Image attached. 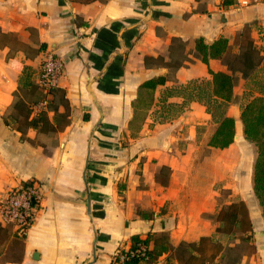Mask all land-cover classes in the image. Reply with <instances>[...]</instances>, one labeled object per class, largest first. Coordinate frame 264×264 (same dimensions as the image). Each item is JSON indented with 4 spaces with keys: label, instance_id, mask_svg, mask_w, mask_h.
<instances>
[{
    "label": "crops",
    "instance_id": "0c3cea01",
    "mask_svg": "<svg viewBox=\"0 0 264 264\" xmlns=\"http://www.w3.org/2000/svg\"><path fill=\"white\" fill-rule=\"evenodd\" d=\"M245 27L260 61L236 74L231 101L218 100L209 70L228 68L202 61L196 41L223 36L238 53ZM46 50L64 60L50 95L39 85ZM159 77L154 89L142 86ZM256 96L264 0H0V194L30 180L42 193L26 237L0 223V264H112L134 236L150 251L162 236L173 247L209 236L224 244L217 264L236 249V264H264L258 149L241 120ZM223 116L235 120L234 140L211 146ZM235 201L249 210V245L216 230L212 215ZM151 264L180 263L163 251Z\"/></svg>",
    "mask_w": 264,
    "mask_h": 264
},
{
    "label": "trees",
    "instance_id": "16d2710c",
    "mask_svg": "<svg viewBox=\"0 0 264 264\" xmlns=\"http://www.w3.org/2000/svg\"><path fill=\"white\" fill-rule=\"evenodd\" d=\"M80 3H91L106 0H70ZM242 41L240 51L231 53L229 40L226 37H219L212 43H206L204 38L196 41V54L205 63L211 58L220 59L228 68L229 72H209L212 75V94L216 99L231 101L234 95V85L237 82V75L249 76L260 61L258 49L251 38L247 27L240 33ZM165 78L159 77L143 83L142 86L155 88L158 84L164 83ZM209 108V106H208ZM40 121L47 122L45 114H41ZM241 120L244 127L245 137L254 142L258 149V156L254 165L253 188L258 197L264 214V96H256L242 106ZM31 123L36 124L35 120ZM235 120L229 116H223L209 140V145L224 148L234 140ZM212 217L218 222L217 232L231 236V241L241 240L249 245L252 239L253 225L249 216V210L244 201H235L221 207ZM134 242L140 241L138 236L133 237ZM148 244V240H144ZM159 248L149 252L146 260H132L131 264H138L147 261L150 264L156 261L163 251H172L174 257L180 264H217L215 261L224 249L220 240L209 236H203L198 241H183L178 246H171L165 237H161ZM253 248L254 245L251 244ZM240 253V252H239ZM238 256L229 258L227 264H236Z\"/></svg>",
    "mask_w": 264,
    "mask_h": 264
},
{
    "label": "built area",
    "instance_id": "2783aa9c",
    "mask_svg": "<svg viewBox=\"0 0 264 264\" xmlns=\"http://www.w3.org/2000/svg\"><path fill=\"white\" fill-rule=\"evenodd\" d=\"M258 1L239 0V5L244 7ZM63 74L64 60L54 51L46 50L39 73V85L43 92L50 95L58 88ZM45 103L46 100L40 102V105ZM41 198V188L33 180L7 189L0 194V223L11 226L18 237H26L40 211ZM149 252V245L143 240L124 245L114 254L112 264H131L132 260H146Z\"/></svg>",
    "mask_w": 264,
    "mask_h": 264
},
{
    "label": "rangeland",
    "instance_id": "374dc122",
    "mask_svg": "<svg viewBox=\"0 0 264 264\" xmlns=\"http://www.w3.org/2000/svg\"><path fill=\"white\" fill-rule=\"evenodd\" d=\"M261 73H262V75H263V71H262ZM208 106H209V109H210V110H214L215 112H218V111L221 109L220 106H215V105L212 104V103H210ZM244 245H245V244H244ZM239 251H240V249H236L235 251L230 252V253H229V257H230V258L235 257V256L238 254Z\"/></svg>",
    "mask_w": 264,
    "mask_h": 264
}]
</instances>
